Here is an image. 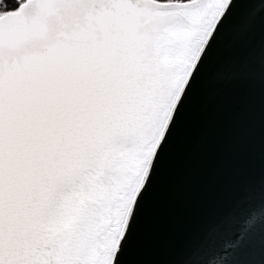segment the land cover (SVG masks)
<instances>
[{"label": "snow or ice", "instance_id": "1", "mask_svg": "<svg viewBox=\"0 0 264 264\" xmlns=\"http://www.w3.org/2000/svg\"><path fill=\"white\" fill-rule=\"evenodd\" d=\"M235 89L199 135L254 138L258 180L150 254L194 106ZM0 264H264V0H0Z\"/></svg>", "mask_w": 264, "mask_h": 264}, {"label": "water", "instance_id": "2", "mask_svg": "<svg viewBox=\"0 0 264 264\" xmlns=\"http://www.w3.org/2000/svg\"><path fill=\"white\" fill-rule=\"evenodd\" d=\"M245 94L243 89L225 90L217 97L202 98L194 106L193 124L178 144L146 222L150 254L163 256L174 243L196 241L213 217L239 199L235 190L240 184L258 180L254 138L245 140L241 157L222 142L203 144L198 131L202 108L225 106L233 97Z\"/></svg>", "mask_w": 264, "mask_h": 264}]
</instances>
